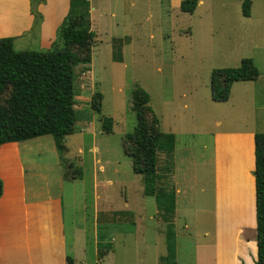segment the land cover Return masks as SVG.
<instances>
[{
  "label": "rangeland",
  "instance_id": "rangeland-1",
  "mask_svg": "<svg viewBox=\"0 0 264 264\" xmlns=\"http://www.w3.org/2000/svg\"><path fill=\"white\" fill-rule=\"evenodd\" d=\"M242 3L202 0L186 13L175 0H89L95 32L91 61L74 66L78 118L74 133L58 150L65 176V252L73 264H165L167 223L157 213L154 196L143 192L141 175L132 170L122 147L136 125L131 109L136 86L149 93L161 131L175 137L176 159L165 151L158 154V172L166 173L162 180L172 178V170L167 171L177 160L179 174L188 181L189 204H179L181 212L172 220L174 264H214L215 252L202 250L214 243L216 220L209 208L213 188L209 191L208 184L215 134L264 132V0H250L249 16L243 14ZM13 5L22 9L21 0ZM25 38L15 41L16 50H39ZM73 50L85 55L77 46ZM242 58L253 60L257 78L235 81L226 101L212 100V70L239 66ZM97 90L103 95L102 113L113 120L111 132L102 130L100 114L91 108ZM42 151L30 158L41 160L37 178L44 172L40 163L46 166L51 157ZM57 177L54 169L39 183L54 189ZM100 244L103 251L107 245L110 249L97 257Z\"/></svg>",
  "mask_w": 264,
  "mask_h": 264
},
{
  "label": "crops",
  "instance_id": "crops-1",
  "mask_svg": "<svg viewBox=\"0 0 264 264\" xmlns=\"http://www.w3.org/2000/svg\"><path fill=\"white\" fill-rule=\"evenodd\" d=\"M50 2L47 0L45 4V0H37L33 4V0H21L22 9H19L14 7V0H0V37L11 36L15 44L17 39L27 36L26 43L33 41L39 50L49 49L55 40L56 28L69 7L68 0ZM175 2L179 5L181 0ZM33 9L39 10L38 16ZM254 134L252 130H240L217 132L214 137L213 175L208 188L209 191L213 188L209 208L214 213L216 225L214 243L202 250L215 252L214 264H256ZM96 149L94 146L93 150ZM42 150L51 157L46 159V166H43L44 161L40 163L44 172L37 178V165L41 160L33 162L30 158L39 156ZM176 150L174 141V159ZM177 164L175 160L172 178H168L175 190V216L181 212L179 204L188 206L191 199L188 181L179 174L181 169ZM54 169L58 173L55 188L40 184V178L46 179L47 173ZM0 178L3 181L0 264H65L61 193V181L65 176L62 157L52 135L3 143L0 146Z\"/></svg>",
  "mask_w": 264,
  "mask_h": 264
},
{
  "label": "trees",
  "instance_id": "trees-1",
  "mask_svg": "<svg viewBox=\"0 0 264 264\" xmlns=\"http://www.w3.org/2000/svg\"><path fill=\"white\" fill-rule=\"evenodd\" d=\"M37 1V0H35ZM199 0H181L179 9L192 13ZM35 16L38 12L33 9ZM242 12L250 15V0H243ZM95 32L91 29L89 0H70L69 10L57 28L51 48L46 50H16L13 37H0V146L11 141L50 134L57 150L64 149L65 137L75 131L74 66L91 61V45ZM84 49L81 57L74 47ZM259 71L251 58H242L236 67L213 69L210 75V96L214 101H226L235 81L254 80ZM102 93L97 90L91 108L100 114L101 128L112 131L113 120L102 113ZM149 93L141 86L133 88L131 109L136 125L123 139L122 147L132 160V170L141 175L146 195L155 198L157 213L167 223L165 264L175 262V239L172 220L175 212V190L171 182L158 172V154L165 151L172 158L174 136L161 131L157 115L149 105ZM256 189V264H264V132L254 134ZM170 164H172L170 160ZM167 172L171 171L169 167ZM0 178V196L3 181ZM106 251L98 247L97 257ZM67 264H72L66 256Z\"/></svg>",
  "mask_w": 264,
  "mask_h": 264
}]
</instances>
